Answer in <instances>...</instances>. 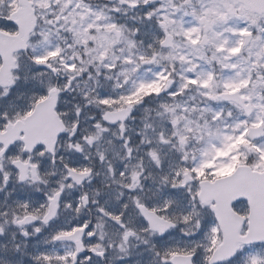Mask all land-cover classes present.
Segmentation results:
<instances>
[{
	"label": "snow or ice",
	"instance_id": "1",
	"mask_svg": "<svg viewBox=\"0 0 264 264\" xmlns=\"http://www.w3.org/2000/svg\"><path fill=\"white\" fill-rule=\"evenodd\" d=\"M0 264H264V0H0Z\"/></svg>",
	"mask_w": 264,
	"mask_h": 264
}]
</instances>
